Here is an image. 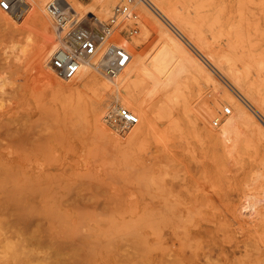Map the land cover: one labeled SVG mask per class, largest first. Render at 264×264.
I'll use <instances>...</instances> for the list:
<instances>
[{
    "label": "rangeland",
    "instance_id": "rangeland-1",
    "mask_svg": "<svg viewBox=\"0 0 264 264\" xmlns=\"http://www.w3.org/2000/svg\"><path fill=\"white\" fill-rule=\"evenodd\" d=\"M18 1L14 11L0 8V264H264V127L248 120L228 142L203 131L219 130L237 109L224 100L227 89L264 126V0H203L200 17L195 3L202 0H165L227 49L249 99L154 0H131L136 18L122 21L108 44L123 37L152 55L160 13L219 85L200 83L188 70L149 95L145 76L117 84V76L92 66L88 84L81 76L63 79L51 56L43 64L38 52L47 40L62 45L68 28H58L40 0ZM66 1L76 26L91 30L93 13L108 21L129 0ZM124 88L137 99L122 101ZM145 98L154 124L141 135L132 136L140 119L126 132L104 123L115 106L137 114ZM215 98L222 101L215 116L202 118ZM95 107L104 134L91 123Z\"/></svg>",
    "mask_w": 264,
    "mask_h": 264
},
{
    "label": "bare ground",
    "instance_id": "bare-ground-1",
    "mask_svg": "<svg viewBox=\"0 0 264 264\" xmlns=\"http://www.w3.org/2000/svg\"><path fill=\"white\" fill-rule=\"evenodd\" d=\"M45 1L47 0H40V5L42 8L44 7ZM181 0H178L180 2ZM151 2H156V8L159 9L160 12H162L165 17L170 21V25L174 26L179 30L181 33L184 34V36L191 41L192 43H197L194 45H198L197 49L202 52L206 56V58L211 62H216L218 67L220 69L226 68V75L231 78V81L233 85L236 87L241 88L245 92V97L250 98L251 92L244 90L243 85L245 84V80L243 79L240 70L237 68H233L231 66L232 64L228 63L227 59V49H224L221 45L218 44H212L209 39L203 35L201 29L197 27V25H191L190 19H188L186 16L181 14L179 12V8L175 6L174 3H167L165 0H154ZM197 2V1H196ZM154 4V6H155ZM195 6L199 9L196 12V15L200 17L202 14L204 15L207 11H205V6H203V0L201 2L195 3ZM211 6V5H210ZM213 6V5H212ZM155 8V7H154ZM156 10V11H157ZM161 13V14H162ZM160 14V13H159ZM153 16L154 21L156 24H154V28L157 29L159 34L160 42L157 44H160L158 47L153 46V48L157 47L155 52L152 55L144 54L141 51H137L135 47V43L132 44L125 38L121 37L120 40L117 39V41H114L110 44H116L124 46L128 51L130 52V61L128 62L129 65L125 68H123L117 75V81L118 83H124L131 81L133 82L134 77H140L145 76L149 79V92L151 95L152 93L161 90V89H169L170 86L175 84L184 71H194L196 73L195 78L201 83V79L203 82L207 83L209 85L212 84L214 86L219 85L218 79L215 77V75L211 72V70L204 64V62L199 59L197 56H195L186 46V44L181 40L179 37V32L176 31V34H172L169 32L168 28L165 26V22L162 20L160 15ZM147 16V14H144ZM91 17V15H90ZM100 20L96 14L93 13V19ZM47 19V17H46ZM165 19V18H164ZM144 20V19H143ZM166 20V19H165ZM102 21V20H101ZM149 24H151V20L147 19ZM164 22V23H163ZM143 23V22H141ZM147 24V22H146ZM45 29H47L48 24L44 21ZM151 26V25H149ZM146 30L145 24L143 26ZM168 27V26H167ZM143 28V30H144ZM174 28V29H175ZM155 29V30H156ZM145 30V31H146ZM176 30V29H175ZM45 32V31H44ZM178 33V35H177ZM223 34H227L226 31L223 32ZM120 36V35H119ZM46 39V38H45ZM44 40V39H43ZM48 42H44L43 45L39 49V58L41 60V63L45 64L46 60L52 55V53L56 50L55 47L57 43L52 42L50 40H47ZM136 41V40H135ZM137 43V42H136ZM156 44V45H157ZM155 45V44H154ZM57 48V47H56ZM153 50V51H154ZM99 51L97 54L92 55L90 57H86L81 61L80 70L78 73L68 79V81H73L77 76H81V80L84 82V84H88V82L92 79H95V77L88 76L89 68L94 66L97 62H99L101 58H97ZM152 53V51H151ZM149 54V53H148ZM131 62V63H130ZM227 63V67L224 65ZM254 73V72H253ZM256 73V72H255ZM254 73V74H255ZM253 74V75H254ZM258 75V74H256ZM257 77V76H256ZM254 80V78H253ZM55 82V80H53ZM114 82V81H113ZM55 84L58 87H61L62 84L59 82H55ZM104 84V83H103ZM107 84V83H106ZM216 90V87H215ZM257 94V93H256ZM121 100L124 102L127 101H135L138 97L136 94L130 89V88H124L123 92L119 95ZM248 98V99H249ZM224 100L234 104L237 109L231 114L228 118H224V122L217 131H213L211 128H209L207 125H204L203 131L205 132V135H208L209 137H215V139H218L223 142L231 141L233 136L235 135L238 128H240L242 125L246 124L248 120H253L257 123V125L261 128L264 126L257 121L253 113H249L247 111L243 104H241V100L238 98V96L233 93L231 90L226 91V95L224 97ZM222 103L220 98L212 99L209 103H207L203 110L201 111L202 118H212L211 116H215V110L218 108V106ZM203 105V104H202ZM122 106V105H121ZM200 106V105H199ZM125 107V106H123ZM127 108V107H126ZM138 118L140 119L139 124H137V127L133 129L132 136H139L141 135L142 131L146 128H151L154 124L153 121V108L151 104L148 103V98H145L140 101L139 106L135 109ZM174 113V112H173ZM172 113V115H173ZM263 113V112H262ZM100 110L98 107H95L92 109L90 114L91 123L94 127V129L100 133L104 134V130L101 124V116H100ZM171 115V116H172ZM135 124V125H136ZM172 125V123H171ZM262 125V126H261ZM173 126V125H172ZM243 127V126H242ZM133 128V127H132ZM173 128V127H172ZM264 133V128H263ZM251 204V203H250ZM256 204V203H255ZM248 206H254L248 205ZM256 208V207H253ZM252 208V209H253ZM255 210V209H254ZM253 210V212H254ZM258 211V210H257ZM255 211V212H257ZM98 249V248H97ZM102 264V262H101Z\"/></svg>",
    "mask_w": 264,
    "mask_h": 264
},
{
    "label": "built area",
    "instance_id": "built-area-1",
    "mask_svg": "<svg viewBox=\"0 0 264 264\" xmlns=\"http://www.w3.org/2000/svg\"><path fill=\"white\" fill-rule=\"evenodd\" d=\"M18 6V0H0L2 10L14 11ZM46 11L58 28L62 30L68 28L63 44L52 53L49 61L50 68L57 76L63 79L74 77L80 70L81 61L97 54L100 50L104 52L102 59L93 66L96 70L109 77H115L127 66L131 57L128 49L121 45L108 44V42L122 21L129 17L136 18L131 0L116 5L108 21L95 18L94 27L91 30L76 26L75 13L66 0H49L46 3ZM136 28L134 27L133 30ZM230 112V106L224 107V115ZM103 121L119 132H126L139 121V118L129 108L115 106L104 115ZM219 121V118H216L213 123L217 125Z\"/></svg>",
    "mask_w": 264,
    "mask_h": 264
}]
</instances>
